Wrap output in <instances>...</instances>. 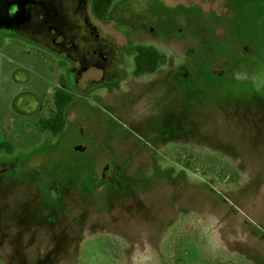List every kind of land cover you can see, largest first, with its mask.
<instances>
[{"label":"rangeland","instance_id":"rangeland-1","mask_svg":"<svg viewBox=\"0 0 264 264\" xmlns=\"http://www.w3.org/2000/svg\"><path fill=\"white\" fill-rule=\"evenodd\" d=\"M116 76L0 45V264H264V0L90 12ZM166 64L134 77L137 45ZM63 90L65 130H42Z\"/></svg>","mask_w":264,"mask_h":264},{"label":"flooded vegetation","instance_id":"flooded-vegetation-1","mask_svg":"<svg viewBox=\"0 0 264 264\" xmlns=\"http://www.w3.org/2000/svg\"><path fill=\"white\" fill-rule=\"evenodd\" d=\"M27 1L0 0V45L4 38H25L50 49L74 64L71 79L76 82L91 68L102 70L103 83L115 79L110 68L118 49L101 35L96 37L100 32L91 21L90 12L98 19L92 0H35L26 7L33 13L30 22L20 30L15 22Z\"/></svg>","mask_w":264,"mask_h":264},{"label":"trees","instance_id":"trees-1","mask_svg":"<svg viewBox=\"0 0 264 264\" xmlns=\"http://www.w3.org/2000/svg\"><path fill=\"white\" fill-rule=\"evenodd\" d=\"M114 0H92L94 15L101 21L107 22L110 19V11ZM166 56L154 46L137 45L135 57L134 77L142 78L156 74L166 64ZM74 96L63 90L55 96V110L51 117L42 123V130L58 137L63 133L66 126L67 112Z\"/></svg>","mask_w":264,"mask_h":264},{"label":"water","instance_id":"water-1","mask_svg":"<svg viewBox=\"0 0 264 264\" xmlns=\"http://www.w3.org/2000/svg\"><path fill=\"white\" fill-rule=\"evenodd\" d=\"M31 2H35V0H28L27 2H25V4H23V6H22V9H20V10H22V15H21V13H20V17H18L16 20V24H17V28H19L20 30H22V29H24L25 28V26L23 27V25H24V23L27 21V22H30V20L28 21L27 20V18H30L31 16H32V12L31 11H28V10H26V7L29 5V3H31ZM25 16V17H24ZM26 22V23H27ZM26 25V24H25ZM95 29V28H94ZM96 30V32H97V29H95ZM96 37L98 38V39H100V34L97 32L96 33ZM77 83V82H76Z\"/></svg>","mask_w":264,"mask_h":264}]
</instances>
